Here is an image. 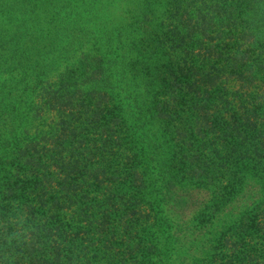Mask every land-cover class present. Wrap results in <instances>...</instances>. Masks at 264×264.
<instances>
[{"label": "trees", "instance_id": "16d2710c", "mask_svg": "<svg viewBox=\"0 0 264 264\" xmlns=\"http://www.w3.org/2000/svg\"><path fill=\"white\" fill-rule=\"evenodd\" d=\"M0 264H264V0H0Z\"/></svg>", "mask_w": 264, "mask_h": 264}]
</instances>
